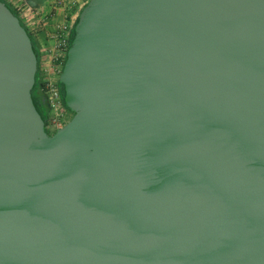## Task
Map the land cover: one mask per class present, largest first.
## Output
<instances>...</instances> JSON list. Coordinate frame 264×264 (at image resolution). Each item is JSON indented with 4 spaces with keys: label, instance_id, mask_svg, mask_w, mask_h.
<instances>
[{
    "label": "water",
    "instance_id": "obj_1",
    "mask_svg": "<svg viewBox=\"0 0 264 264\" xmlns=\"http://www.w3.org/2000/svg\"><path fill=\"white\" fill-rule=\"evenodd\" d=\"M0 2V264H264V0H90L49 135Z\"/></svg>",
    "mask_w": 264,
    "mask_h": 264
},
{
    "label": "built area",
    "instance_id": "obj_2",
    "mask_svg": "<svg viewBox=\"0 0 264 264\" xmlns=\"http://www.w3.org/2000/svg\"><path fill=\"white\" fill-rule=\"evenodd\" d=\"M54 2L62 5L66 0H54ZM71 39L72 35L68 28L65 25H58L52 46L43 51L38 62L40 94L48 109L45 123L52 133L64 128L71 121L70 111L64 104L59 86L60 76L71 47Z\"/></svg>",
    "mask_w": 264,
    "mask_h": 264
},
{
    "label": "crops",
    "instance_id": "obj_3",
    "mask_svg": "<svg viewBox=\"0 0 264 264\" xmlns=\"http://www.w3.org/2000/svg\"><path fill=\"white\" fill-rule=\"evenodd\" d=\"M7 2L10 3L12 0ZM23 2L26 11L23 10L19 17L30 26L29 32L35 39L39 53L42 55L45 49L52 46L58 25H65L71 35L73 34L82 10L90 0H66L62 5H54L53 0H23ZM51 4L54 8L53 15L46 21V16L41 15L40 12H48Z\"/></svg>",
    "mask_w": 264,
    "mask_h": 264
},
{
    "label": "trees",
    "instance_id": "obj_4",
    "mask_svg": "<svg viewBox=\"0 0 264 264\" xmlns=\"http://www.w3.org/2000/svg\"><path fill=\"white\" fill-rule=\"evenodd\" d=\"M0 2L2 3H5L6 6L12 11V13L19 18L18 16V13L12 8V6L6 1V0H0ZM84 10V9H83ZM82 10V12H83ZM20 19V18H19ZM20 22L22 24V26L27 30V33L29 35V37L31 38L32 40V43H33V50H34V53L36 54V57L38 59V62L40 60V53H39V48L37 46V43L35 41V39L32 37V34L29 32V29L27 28L25 22L23 20L20 19ZM76 27V26H75ZM74 36H75V29H74V32L72 34V39H71V44H72V41L74 39ZM40 87V82H39V76H38V72H37V75H36V78H35V85H34V88L32 90V100H33V103L35 105V107L38 105V104H41L43 103L44 101V98L42 97V95H40V93L38 92V89ZM62 96H63V100H64V104H65V89H64V86L62 85ZM66 105V104H65ZM42 117V116H41ZM43 120L46 121V115L42 118Z\"/></svg>",
    "mask_w": 264,
    "mask_h": 264
},
{
    "label": "rangeland",
    "instance_id": "obj_5",
    "mask_svg": "<svg viewBox=\"0 0 264 264\" xmlns=\"http://www.w3.org/2000/svg\"><path fill=\"white\" fill-rule=\"evenodd\" d=\"M6 1H9V0H6ZM54 1V0H53ZM9 3V2H8ZM55 3V2H54ZM54 3H52V4H54ZM11 6H12V8L18 13V16H20L21 15V12H23V10H25V4H24V2H23V0H12V2H10L9 3ZM52 4H51V6H50V8H49V11L48 12H40V13H42L41 15H44V16H46L45 17V20L46 21H48V19L49 18H51V16L50 15H53V12H52V10L54 11V8L52 7ZM54 5H56V3L54 4ZM26 11V10H25ZM29 12V11H28ZM20 18V17H19ZM25 24H26V26H27V28L28 29H31L30 28V26L28 25V23H26L25 22ZM70 119H72L73 118V116H74V114L72 113V112H70ZM47 130L50 132V134H54V133H52L48 128H47Z\"/></svg>",
    "mask_w": 264,
    "mask_h": 264
},
{
    "label": "flooded vegetation",
    "instance_id": "obj_6",
    "mask_svg": "<svg viewBox=\"0 0 264 264\" xmlns=\"http://www.w3.org/2000/svg\"><path fill=\"white\" fill-rule=\"evenodd\" d=\"M59 86H60V89L62 90V84H61V82L59 81ZM38 92L40 93V89H38ZM41 95V94H40ZM36 108H37V110H38V112H39V114L42 116V118L46 115V113H47V104H46V102L45 101H43V103H41V104H38L37 106H36ZM44 123H45V120H44ZM45 128H46V131H47V133L49 134V135H52V134H50V132L47 130V125H46V123H45Z\"/></svg>",
    "mask_w": 264,
    "mask_h": 264
}]
</instances>
